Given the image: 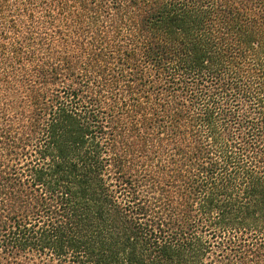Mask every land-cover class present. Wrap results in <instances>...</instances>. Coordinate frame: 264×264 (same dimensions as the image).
<instances>
[{
    "label": "trees",
    "instance_id": "1",
    "mask_svg": "<svg viewBox=\"0 0 264 264\" xmlns=\"http://www.w3.org/2000/svg\"><path fill=\"white\" fill-rule=\"evenodd\" d=\"M0 264H264V0H0Z\"/></svg>",
    "mask_w": 264,
    "mask_h": 264
}]
</instances>
